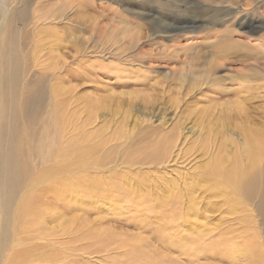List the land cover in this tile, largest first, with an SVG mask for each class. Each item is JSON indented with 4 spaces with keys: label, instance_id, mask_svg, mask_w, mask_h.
Segmentation results:
<instances>
[{
    "label": "rangeland",
    "instance_id": "1",
    "mask_svg": "<svg viewBox=\"0 0 264 264\" xmlns=\"http://www.w3.org/2000/svg\"><path fill=\"white\" fill-rule=\"evenodd\" d=\"M125 1L127 0H0V6L1 4L5 6V10L0 8V14L3 11L9 18L12 8L16 9V13H21L15 26L22 30L19 37L23 39V46L20 47L19 53L24 55L26 68L24 70L28 85L29 82H34L33 85L41 84L46 89L44 109L41 110L35 125L34 139L40 142L32 143L36 144L34 150L33 146L29 149L32 157L27 162L31 165V177L23 185L22 197L15 198L11 209L12 219L9 226L15 225L17 230L14 231L16 228L13 227L10 229L11 242L5 249L0 264L4 262L6 264L11 254L20 251L21 247L27 248L28 244L37 245V249L31 250L32 256L39 254L40 248L48 247L51 250L53 246H59L61 259L49 264H66L67 262L72 264V259H79L80 262L87 264H105L100 259H106L113 253L108 251L99 255L91 254L88 260L80 255L83 254L82 246L86 242L82 243L75 238L77 237L75 230L72 234L70 231L65 236L58 237L60 240H56L55 237L47 234L43 236L40 229L42 226L38 222H32L33 218L29 215L22 216L23 223H19L16 219L17 215L15 216L18 203L26 204L28 199H33L29 203L32 205L36 198L43 196L38 189L49 187L55 182L58 174L55 179L49 178L51 180L34 179L35 174L48 167L59 169L58 181L65 180L70 183H73L76 178L78 181L82 179V182H93V179H87V175H95L107 180L114 174L119 176L125 174L128 184H133L135 189L134 194L127 191L133 196L130 198L127 194L129 199L126 203L124 202V213L117 215L115 209L111 208V204L104 208L100 206L92 193L73 192L74 194L68 195L64 193L59 199L60 202L64 208H74L73 211H67L70 213L65 215L63 226L70 225L76 219L80 221L84 219L89 220L92 225L96 223V228L122 235V239H130L142 232L145 238L147 237L146 240H150L149 230H143L140 227L142 210L139 209L147 206V199H152L154 203L156 199L161 201L169 197L170 188L175 187L174 191L179 194L185 207L188 198L194 197L195 201L199 202L195 207L197 213L189 219L194 224L191 227L177 226L172 229L182 237V240H190L194 246L201 247L204 243L214 242L215 240H212L214 236L209 234V237L206 235L199 239L194 236L195 231L208 230L211 226H217V229L221 230L232 228L233 232L226 236L227 239L229 236L232 239L235 238L231 248L232 255L225 257L226 259L222 258L220 264H264V230L260 224L259 214L257 215L254 208L255 202L250 204L241 202L228 209L221 199L218 198L217 202L210 200L209 193L199 188L197 183L201 172L210 165L219 143L224 139L231 141L232 144L228 153L238 148L237 158L244 168L248 164V157L246 151L242 149L248 145V141L243 133L246 134L248 130L255 127H261L257 128V131H262L264 128V0H235V6L232 5V8L239 12L231 21L225 23L210 21L209 12L193 9L187 2H180L183 8H179V5L176 9L169 3L168 6L164 5V0H135L134 3H137L134 6L135 9L130 12L125 11ZM246 3L249 10L247 8L244 10L246 6L243 4ZM58 11L61 12L62 18L54 22L50 21L51 19L46 20V17L55 16ZM225 15L219 18L224 19ZM43 29L60 31L62 38L66 41V43L63 42V46L68 49L60 47L61 50L55 51L60 52L57 55V70L44 64L47 58L40 57L42 53L35 56L41 45L48 44L47 37L40 35ZM227 29L235 32L234 41L238 40L242 43L239 53L250 51L251 55L258 59L252 62L253 66L251 64L249 68L244 69L242 62H233L232 56L223 57L227 53V42L222 41ZM46 32L43 31V33ZM75 50L83 55H79ZM200 54L205 56L200 59L197 57L201 56ZM206 57L220 66L215 68L212 75V78H218L217 86L221 88L222 95L226 96H223L224 99L220 102L228 99L227 95L238 89L239 84H243V80L254 83L248 88L252 91L256 90L248 103V108L242 111V114H237L236 126H233V121H226L233 118L235 112L227 115L222 111V114H226L225 127L220 130V134L214 135L209 145L204 143L205 128L212 123L219 125L216 123V118L220 115L221 108L212 109V113H204L199 106L206 104L205 97L197 96V99L196 97L192 99V95L198 91L187 95L188 87L191 85L184 86L181 83L182 75L202 74L201 69L206 64ZM57 82L61 83L60 86L65 85L69 88L65 97L68 101L65 107L69 115L74 114L72 121L70 122L69 119L66 122V131L76 142H80L79 138L84 133L89 135V144L103 143L95 149V154L74 149L70 150L65 158H58L53 153L55 157L50 156L44 159L47 152L43 151L42 143L49 140L42 137L39 132L46 133V130L50 131L53 127L51 108L56 103L57 97L54 98L52 90ZM209 86L204 84L201 89L207 91ZM54 94L56 96V93ZM243 116L248 118L246 125H244L246 120L241 119L244 118ZM242 128L244 131L240 130ZM168 137H174L170 150L161 160H154L152 157L154 144L157 140L164 142ZM31 141L30 139V144ZM59 144L66 146L67 141L59 142ZM71 144L70 142L69 145ZM226 158L228 160L221 161L225 167L232 158L231 154H228ZM96 159H103V165L99 168H95ZM53 170L57 172L56 169ZM79 189L84 192V185H81ZM121 200V198L118 199V201ZM134 207H137L139 211H136ZM53 210L60 212L55 207ZM165 211L167 206L163 205L161 209L150 213L153 224L163 219L162 213ZM50 212L42 211L44 217L41 216L40 220L47 218ZM244 219L247 224H249L248 220L251 221V226L257 233L255 252L258 258L249 259L243 254L242 249L238 250L241 245L247 244L245 236L236 237ZM206 226H208L207 229H204ZM43 228L45 232L52 229L47 224ZM217 229L214 230L217 232ZM66 237L72 244H65ZM23 238L27 239L28 244L21 246L17 240H23ZM214 238L216 239V236ZM95 242L91 240L89 244ZM220 243L224 244L223 242L217 244ZM154 246H157V243H154ZM174 254L181 264H199L203 262V259H209L203 253H198L192 263L190 259L187 260L178 253ZM8 264L13 263L10 261ZM26 264L41 263L32 261Z\"/></svg>",
    "mask_w": 264,
    "mask_h": 264
},
{
    "label": "bare ground",
    "instance_id": "2",
    "mask_svg": "<svg viewBox=\"0 0 264 264\" xmlns=\"http://www.w3.org/2000/svg\"><path fill=\"white\" fill-rule=\"evenodd\" d=\"M134 2L136 1H125V11L132 12L131 10H134V6L137 4ZM180 2H187V4L192 6L193 9H200L201 11L209 12V16L211 15L209 19L213 22L221 21L225 23L227 21H231L236 16L235 14L239 12L234 9V7L232 8V5L235 6V0H164V5L167 4L166 6H168L169 3L177 9L180 5ZM243 5L246 6L244 7L245 10L248 3ZM4 7L5 6L1 4L0 8L2 10H5ZM179 8L182 9L183 7L180 5ZM10 12L9 18H7V14H5L3 11L1 12L2 14H0V259L3 257L5 249L11 242V235H9L10 229L13 227L16 228L14 231L17 230V226H9L10 220L12 219L10 212L13 208L15 198L22 197L21 191L23 185L26 180L31 177V165L27 162L32 157L29 149L33 146L32 148L34 150L36 144L33 145L32 143H35L36 141L40 142V140L34 139L36 136L35 125L39 120L38 118L41 110L44 109L46 96V89L41 84L33 85L34 82H29L28 85V81H26L24 55L19 53L21 52L20 47L23 46V39L22 37H19V35L22 33V30L15 26V22L20 18L19 15L21 13H16V9L14 8H12ZM223 15H225V17H223L224 19H220ZM58 18H62L61 12L59 11L55 16H50V18L46 17V20L51 19L50 21L54 22ZM43 31L47 32L43 33ZM225 32V37L222 41L223 43L227 42V53L223 57L229 55L232 56L233 62H242V68L244 69L249 68L252 62L258 60H256V58L251 55L250 51L249 53H239V47L242 43L238 40H233V37L236 35L235 32L230 29H227ZM40 35L47 37L46 40L48 44L41 45L36 51L35 56L39 55V53H42L43 55L40 57L47 58L44 60V64L49 68L57 70V55L60 52L55 51L61 50L60 47H64V49L67 48L63 46V42L66 43V41L62 38L63 36L58 30L52 31L50 29H43L40 31ZM37 36H39V34ZM243 39H245L244 36ZM69 44L68 47H70ZM77 51L78 50H75V52L79 55H83V53ZM204 56L205 55L197 57L201 59ZM205 59V66L204 68L201 67L202 74L196 75V73H189L185 76L182 75L181 83H183L184 86L191 85L188 87L189 90L187 91V95L193 93V91H198V94L195 93L192 95L193 98L190 96L192 99L195 97L196 99L198 97H205L207 101L206 104L204 103L205 105L199 106L204 113H212V109L221 108V113L218 118H216V123L219 125L212 123L208 124L205 128V136L203 137L205 138L204 143L205 145H209L212 143L214 135L221 132L220 130L225 127L224 117L226 114L228 115L235 112L234 117L230 118V120L227 119L226 121H233V126H236L238 119L237 114H242V111L248 108V103L252 99V96H254L253 92L256 90L252 91L248 88L254 83H252L250 80H243V82L241 81L243 84H239L238 89L235 87L236 90L231 91L227 95L228 99H226L224 102H220L222 99H224V95L221 93V88L217 86L218 78H212L214 70L219 66V64L212 63L209 58L207 59V57ZM251 66H253V64ZM60 84L61 83L57 82L53 88L54 91L52 90L54 98L57 97V99L55 98L56 103H54L51 108L53 127L50 129V131L46 130V133L45 131L39 132L42 137H45V139L47 138L49 140H45L42 143L43 151L47 152V156H45L44 159H47L50 156L55 157L53 153H55L58 158H65L66 154L68 155L69 151L74 149H80L79 151L86 152L87 154H95V149H97V147L100 145L102 146L103 143L100 142V145L89 144V135L84 133L81 134L79 138L80 142H76V140H74L66 131V122H68L69 119L71 122L74 114L70 113L71 115H69V112L66 111L65 107V104L68 102L65 97L67 96L69 88L67 87V89L65 85L60 86ZM204 84L207 86L210 85L208 88L209 90L204 91L201 89ZM54 93H56V96ZM222 111L226 114H222ZM243 117L244 118L241 119L246 120V123L244 124L246 125L248 123V118L245 116ZM257 128L261 127H255L254 129L251 128L247 131V135L243 133L245 139L248 141V145H246L247 148L245 147L242 149L243 151H246V155L248 157V164L244 168H242L243 164L240 162V160L238 161L237 158L239 155L238 148L228 153V150H231L230 147L232 144L231 141L224 139L225 142L221 140L219 146L217 147V152L213 155V160L207 168L203 169L200 175V180L198 179L199 181L197 183L199 188H202L209 193V196L211 197L210 200L212 199V201L217 202V199L219 198V200H222L223 205L228 207V209L232 205H238V203L241 204V202L242 204H245V202H248L249 204L255 202L254 208H256L257 215L259 214L261 219L260 224L264 230V128L262 131H257ZM240 130L244 131L243 128ZM173 138L168 137L164 142L161 140L158 142L157 140V143L154 144V153L152 154L154 160H161L162 157L168 153L170 150L169 148L174 143ZM30 139L32 140L31 144ZM62 141H67V145L60 146L59 142ZM70 142L72 143L71 146L69 145ZM247 149L249 150L248 152ZM228 154H231L232 158L229 159L230 162H227L228 166L225 167L221 164V161L223 159L228 160L226 158ZM80 155L82 156V154ZM96 161L97 163L94 164L95 168H99L103 165V159H96ZM90 166L93 167L92 165ZM53 169H56L57 172H55ZM50 173H52L51 176H49ZM56 174L59 175V169L57 167H48V169L35 174L34 179L38 178L39 180H51L49 178L55 179ZM58 175L56 176V179ZM126 176L127 175L125 174L122 176L114 174L113 177L110 176L109 179L105 180L99 176L87 175V179H93V182H82V179L78 181L76 178L73 183L66 182L65 180L58 181V179H55V182H53L49 187L45 186V188L41 190L38 189V192L42 193L44 197L40 196L36 198L32 205H29V203L30 201H33V199H28L26 204H24V202L18 203V211H21H17L15 214V216L17 215L16 219H18L19 223L21 224V222L23 223L22 216L27 217L29 215V217L33 218L31 220L32 222H38V224L42 226L40 229H42L41 231L43 232V236L47 234L50 237H55L56 240H60L58 237H63L70 231V234H72V231L75 230L77 232V237L75 238H78L82 243L86 242L82 246L83 254H80L83 256V258L89 260V256H91V254L99 255L104 252L113 251V253L108 258L100 259L101 261H104L105 264H181L174 257V253H178L179 256L186 258L187 260L190 259V262L192 263L193 258H195L198 253H203L209 259L205 258L203 259V262H200L199 264H220L222 258L224 259L225 257L227 258V256L232 255L231 248H233L235 238L232 239L230 236L229 239L226 238L227 235L233 232L232 228H222L223 230L219 228L217 229V226H211L208 228V230H200L198 228L199 231H195L194 236L198 237L199 239L205 237L206 235L209 237V234L214 237L216 236V239L214 237L212 238V240H215L214 242L204 243V245L201 247L194 246L193 242L190 240H182L180 235L173 232L172 229H175L177 226L191 227L194 224H192L191 220L189 219L197 213L195 207L198 202L195 201L194 197L193 199L188 198L186 204L187 206L185 207L183 205L184 202H182L179 197V194L174 191L175 187L173 189H171L172 187L170 188L169 197H165V199L161 201L156 199L154 200V203H152V199H147V206L139 209L142 210V217L139 222L141 225L140 227L143 230H149L150 240H146L147 237L145 238V235L142 234V232L134 235L130 239H122V235L115 234L110 230L96 228V223L92 225L89 220L84 219L81 221L76 219L72 221L70 225L66 224L63 226V224H65V215L70 213L67 211H73L74 208H64L63 204L59 200L64 193H66L65 195L70 193H92L94 195L93 197L99 201L100 206H103V208L106 205L111 204V208L113 210L115 209L116 215L118 213H124V204L128 201L129 196L130 198L133 196L132 194L129 195V192L133 194L135 192V189H133V184H128L129 181ZM81 185H84L85 187L84 192L79 189ZM70 187L72 188L70 189ZM127 194L129 196H127ZM192 196L193 195H191V197ZM119 198L122 200L118 201ZM163 205L167 206V211L162 213L163 219L159 220L156 224H153L150 213L156 209H161ZM54 207L60 212H54ZM134 208L136 211H139L137 207ZM42 211L50 213L48 214L47 218L40 220L41 216H43V213H41ZM46 219L48 221H45ZM248 222L249 224H247L245 219L242 220V227L240 230H238V234L236 235V237L243 235L247 239L245 242L247 244L241 245L238 250L242 249L243 254L249 259L255 257L258 258V255L255 252L256 242L258 241L256 237L257 233L251 226V221L248 220ZM45 224L50 225V228H52L49 232H45L43 228ZM153 225L156 227L154 228ZM207 227L208 226H206L204 229H207ZM214 229H217V232ZM26 240L27 239L24 238L23 240L19 239L17 240L19 243H17L21 246L26 245ZM66 240V245L72 244V242L70 243V239L68 237H66ZM72 240L74 241V239H71V241ZM91 240L96 242L89 244V241ZM219 242H223L224 244H217ZM154 243H157V246H154ZM57 245L59 244L57 243ZM27 246V248L26 246L21 247L20 251H16L11 254L9 260H6V264H8L10 261H12L13 264H26L32 261H38L41 264H49L56 263L61 259V251L59 246H53V249L51 250H49L48 247L47 249L40 248L39 254L35 256H32L31 250L37 249V245L32 246L28 244ZM78 260L79 259H72L71 263L87 264ZM66 264H69V262Z\"/></svg>",
    "mask_w": 264,
    "mask_h": 264
}]
</instances>
